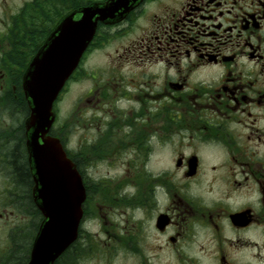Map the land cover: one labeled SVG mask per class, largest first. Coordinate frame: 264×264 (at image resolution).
Here are the masks:
<instances>
[{
  "label": "flooded vegetation",
  "instance_id": "af4514ba",
  "mask_svg": "<svg viewBox=\"0 0 264 264\" xmlns=\"http://www.w3.org/2000/svg\"><path fill=\"white\" fill-rule=\"evenodd\" d=\"M40 1L0 0V258L24 235L14 150L34 181L23 37ZM75 78L79 127L48 135L86 199L56 264H264V0H143L100 23Z\"/></svg>",
  "mask_w": 264,
  "mask_h": 264
},
{
  "label": "water",
  "instance_id": "95a60500",
  "mask_svg": "<svg viewBox=\"0 0 264 264\" xmlns=\"http://www.w3.org/2000/svg\"><path fill=\"white\" fill-rule=\"evenodd\" d=\"M143 0L93 2L67 14L38 49L23 79L31 109L26 121L34 201L43 214L28 264H55L77 238L85 187L61 140L49 136L54 103L78 68L100 23L123 20Z\"/></svg>",
  "mask_w": 264,
  "mask_h": 264
},
{
  "label": "trees",
  "instance_id": "16d2710c",
  "mask_svg": "<svg viewBox=\"0 0 264 264\" xmlns=\"http://www.w3.org/2000/svg\"><path fill=\"white\" fill-rule=\"evenodd\" d=\"M94 0H41L40 3H31L28 4L29 10H38L34 17H29L28 22L30 26H26L23 41H27V50L25 51L26 58H30V56L35 55L37 50L43 44L45 39L51 33L53 28L58 24V22L71 10H76L78 8L90 5ZM25 68V67H24ZM23 108L26 112H29V108L26 104L25 99H23ZM13 164L18 176V183L15 186L16 190L13 193V197L16 198V194L18 193V188L20 193H22V204L24 213L31 215L34 220L32 223L33 228L37 227L38 224L42 221V213L37 208L32 194L30 192V186L33 184V181L29 180V172L27 168V164L21 157L19 156L18 150H14L13 153ZM19 185V186H18ZM18 187V188H17ZM15 205L16 200L14 199ZM13 202V203H14ZM31 231V230H30ZM33 232V230H32ZM24 234V233H23ZM31 233V241L33 242V238ZM29 238V236H28ZM24 236L22 238V242L24 239V243L26 244L29 240ZM20 241L14 237V248L11 250L6 258H0V264H27L30 257V251L32 242L29 243V246L24 245V248L27 249L24 251L23 255L19 258L18 255H14L17 253L16 250L17 244ZM23 248V250H24ZM14 252V254H12ZM12 254V255H11ZM65 260L64 255L60 258V262ZM56 264V263H55Z\"/></svg>",
  "mask_w": 264,
  "mask_h": 264
},
{
  "label": "rangeland",
  "instance_id": "374dc122",
  "mask_svg": "<svg viewBox=\"0 0 264 264\" xmlns=\"http://www.w3.org/2000/svg\"><path fill=\"white\" fill-rule=\"evenodd\" d=\"M37 12H38V10H29V11L27 10V11H25V17H24V27L25 28H26V26L28 27V26H30L29 24H31L30 22H28V18L34 17ZM102 60L103 59L101 58L100 53L96 52L90 57L89 61L93 64H96ZM83 88L84 87H83L82 82L78 78H75L74 80H72L70 82L68 88L61 95L59 102H57V104L55 106L57 114H58L56 129L63 122L67 121L69 118H72V123L75 125V127H77V128L79 127V111L77 109L78 108L77 105L79 104L81 97H82V94L84 92ZM1 183H2V180L0 178V184ZM6 198H8V196H6ZM9 198L13 199V200L9 201L10 205H11V203L14 202L15 198H11V196ZM12 208L15 210V202L13 203ZM9 220L11 222V224L9 225V231H11L15 228H22L24 230L23 231V233H24L23 237L26 236V238H28V236H29V238H28L29 241L26 244L24 243L25 242L24 239H23V242H22V240L21 241L19 240L20 242L17 244V247H16V250L18 249L17 253L16 254H14V252L12 253L14 255H18L20 258L23 255L24 251L29 246V243L32 242L30 234L33 233L32 236L35 234L36 229L33 228V226H32L34 218L31 215L24 213V210L22 213L16 210V215L10 217ZM32 230H33V232H32ZM9 231H8V234H9ZM33 243H34V240L32 242V246H33ZM24 245H27V247L24 248ZM32 246H31V250H32ZM2 247L3 248L1 250H4V248H6L7 251L9 249L8 252L13 250L14 238L11 242L8 241L6 247H5V245H2ZM23 248H24V250H23Z\"/></svg>",
  "mask_w": 264,
  "mask_h": 264
}]
</instances>
